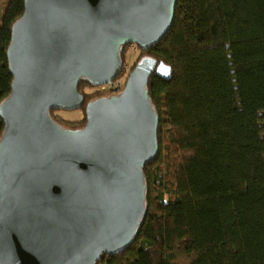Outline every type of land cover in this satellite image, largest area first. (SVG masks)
<instances>
[{
  "label": "water",
  "instance_id": "95a60500",
  "mask_svg": "<svg viewBox=\"0 0 264 264\" xmlns=\"http://www.w3.org/2000/svg\"><path fill=\"white\" fill-rule=\"evenodd\" d=\"M176 2L24 0L0 104V264H96L133 244L146 212L142 170L159 153L146 87L172 69L140 57L120 92L86 103L80 129L50 112L79 110L82 81L110 85L125 46L158 44Z\"/></svg>",
  "mask_w": 264,
  "mask_h": 264
},
{
  "label": "trees",
  "instance_id": "16d2710c",
  "mask_svg": "<svg viewBox=\"0 0 264 264\" xmlns=\"http://www.w3.org/2000/svg\"><path fill=\"white\" fill-rule=\"evenodd\" d=\"M23 12L24 0H7L0 19V104ZM142 53L172 69L146 87L159 153L142 170L146 212L133 244L96 264H264V0H177L170 30ZM82 86L95 87L78 85L84 113L105 96L91 99ZM53 112L66 129L84 126L85 116L74 127ZM3 128L0 119V137Z\"/></svg>",
  "mask_w": 264,
  "mask_h": 264
},
{
  "label": "rangeland",
  "instance_id": "374dc122",
  "mask_svg": "<svg viewBox=\"0 0 264 264\" xmlns=\"http://www.w3.org/2000/svg\"><path fill=\"white\" fill-rule=\"evenodd\" d=\"M7 0H0V19L2 13L5 9ZM143 55L142 51L137 48L135 45H129L124 49L123 52V68L116 77V79L107 86L99 88H90L89 86H82V91L91 99L96 98L97 96H109L112 94H116L120 92L124 86L125 80L128 76V73L133 68L134 64L140 59ZM264 116V113H261ZM52 116L56 118L58 121H63L74 124V127H81V123L84 121V113L82 110L79 111H72V112H64L56 110L52 113ZM161 159H162V174L165 176V167H166V152H165V145L164 140L162 142L161 147ZM167 196H165V200H167Z\"/></svg>",
  "mask_w": 264,
  "mask_h": 264
},
{
  "label": "clouds",
  "instance_id": "9594fccd",
  "mask_svg": "<svg viewBox=\"0 0 264 264\" xmlns=\"http://www.w3.org/2000/svg\"><path fill=\"white\" fill-rule=\"evenodd\" d=\"M166 76H170L171 75V72L169 70V72L165 73Z\"/></svg>",
  "mask_w": 264,
  "mask_h": 264
},
{
  "label": "built area",
  "instance_id": "2783aa9c",
  "mask_svg": "<svg viewBox=\"0 0 264 264\" xmlns=\"http://www.w3.org/2000/svg\"><path fill=\"white\" fill-rule=\"evenodd\" d=\"M104 87H102V89H103Z\"/></svg>",
  "mask_w": 264,
  "mask_h": 264
},
{
  "label": "snow or ice",
  "instance_id": "6c2138e0",
  "mask_svg": "<svg viewBox=\"0 0 264 264\" xmlns=\"http://www.w3.org/2000/svg\"><path fill=\"white\" fill-rule=\"evenodd\" d=\"M166 71V70H165Z\"/></svg>",
  "mask_w": 264,
  "mask_h": 264
}]
</instances>
